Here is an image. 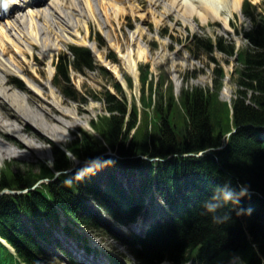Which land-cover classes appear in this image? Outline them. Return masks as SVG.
<instances>
[{"label": "trees", "instance_id": "16d2710c", "mask_svg": "<svg viewBox=\"0 0 264 264\" xmlns=\"http://www.w3.org/2000/svg\"><path fill=\"white\" fill-rule=\"evenodd\" d=\"M246 34L252 44L238 51L241 66L237 68L233 115L229 102L219 99L223 77L214 79V89L184 87L180 95L175 94L171 80L164 86V78L160 79L155 89L151 81L149 94L144 90L141 98L142 107L135 100L130 103L127 97H118L106 90L101 98L107 113L97 122L92 120L95 132L81 128L68 149L52 143L53 161H43L39 172L31 168L23 172L14 168V163L6 162L0 167V192L31 187L46 177L53 179L57 170L65 171L74 164L73 156L95 160L111 148L118 156L104 155L103 158L113 168L121 167L124 161L133 168H147L144 188L149 189L156 183L178 193L171 206L180 215L153 234L155 251L162 258L188 259L197 250L206 264L224 263L235 254H240L246 264H264V138L258 135L259 127H264V24ZM223 39L219 42L227 46L226 52L234 54L235 44ZM76 51L79 52L77 59L91 65L88 51ZM64 62L60 69L66 81L61 82L63 92L78 98L77 90L69 83L67 61ZM147 79L148 73L144 72L143 83ZM114 85L121 94L125 93L119 82L115 81ZM234 127L236 130L223 148L211 149L222 145L224 136ZM201 151L204 153L200 156L185 155ZM141 155L160 160L150 162ZM88 177L83 172H63L26 193L0 194V234L13 244L20 257L16 261L0 243V264H41L30 233L19 229L20 212L46 209L54 213L48 195L68 213L82 204L77 192L83 197L92 194L107 207H110V198L122 199L124 205H131L118 192L117 196L100 195ZM188 181L193 187L184 193L182 186ZM225 189L235 193L244 191L237 199L225 201L222 198ZM246 189L256 194L247 193ZM209 202L216 203L217 207L209 210ZM237 207L243 213L246 226L238 216ZM247 231L258 244L257 249L248 239Z\"/></svg>", "mask_w": 264, "mask_h": 264}, {"label": "rangeland", "instance_id": "374dc122", "mask_svg": "<svg viewBox=\"0 0 264 264\" xmlns=\"http://www.w3.org/2000/svg\"><path fill=\"white\" fill-rule=\"evenodd\" d=\"M111 1L112 0H93L95 14L88 10L89 6L87 5V0L57 1L58 5L62 4L64 10H68L66 13L62 11L63 14L70 13L72 15L74 26L70 28L60 22L61 20L58 18L59 15L57 12H55L57 17L54 18L57 22H54V19H50V22L53 21V23L50 26L51 32L49 31V35L51 39L56 41L52 59H50L48 55L43 54L41 49L37 48L33 50L37 55L36 59L32 58L30 53L24 54L22 50L26 49L25 46L22 44L18 46L15 42V38L11 34L10 38L7 36L0 37V57H2L12 69V72L6 76L9 81L8 84L5 83V87L10 90H12L11 87H13L18 92H21L22 95H26V90L31 86L35 88L43 98L50 102L56 103L58 99H62L65 102L62 103L64 109L73 114L72 118L63 117L53 111V115L58 118V121L53 122H49L42 111L41 113H37V115L35 114L38 120L47 125H52V123H54L58 128V131L54 132L53 135H45L44 138L43 136L39 137L38 134L34 135L32 132H28L23 129V127L21 129L17 128V133L12 131V127H10V129H5L8 128L7 125L3 128L5 131L0 128V167H4L6 162L10 161L14 163V168L17 170L24 172L27 171L28 168H31L34 169V172H39L40 165L43 161H53L52 143H56L68 149L72 140L79 134L81 128L91 130L92 120L94 119L97 122V119L101 115H106V103L101 98L106 90L115 93L118 97H127L129 101L134 100V97H136L135 99H138V106L142 107L139 98L143 97L144 90L146 94L150 92L148 86L146 85L144 87L141 80L144 71H148L149 77L153 79L154 88L157 80L164 78V86H167L171 80L174 86V92L177 95H180L184 87L191 88L193 86H201L214 89V79L219 80L223 77V86L220 90L219 99L222 102L230 100L232 102V100L237 97L238 74H232V69L237 68L239 65L236 58L226 52L227 46H225L223 42H219L220 39L224 41V37L229 41L235 39L239 41L241 45H245L246 43L244 36L237 33L233 27L234 23L238 25L241 23L239 19H235V11L239 10H234L232 12L230 0L227 4H219L221 6L220 8H222L221 17L207 22L202 21V17L200 16L201 10L199 8L201 3L197 1L190 3H188L189 1L186 2L194 10L196 20L190 16H180L181 19L178 20L176 12H174L171 17H168L166 7L169 6L168 3L170 1L167 0H163L166 4L163 8H151L150 3H148V5L141 8L139 12L132 10L129 6L127 8L128 16L124 18L120 17L118 12H116V7L110 5L109 2ZM251 1L257 3L258 11L264 14V0ZM102 2L105 4L106 8L101 5ZM134 3L135 2H130L128 4L132 5ZM135 4H137V2ZM73 5L78 6V9L75 8V10L78 11L71 10ZM121 5L123 4L121 3ZM147 8L152 9L153 12L147 11ZM83 9H85V12ZM106 12L114 18V23L112 25L111 22L105 21L108 16ZM141 16H146L148 20L143 22ZM36 19L37 24H35L37 26H47L46 23H49L48 17L41 16L39 18L36 17ZM228 20L230 23L226 25V21ZM15 22L16 19L9 23V25L12 26ZM35 24L33 22L31 24L29 23V30L34 34ZM241 26L243 30L251 26V22L246 16L243 17ZM193 33L201 34V37L198 39H191ZM23 37L28 41L24 34ZM204 39L210 41V44H207ZM27 41H25V43H27ZM226 42L228 41L226 40ZM4 43L9 45L7 53L3 52L2 45ZM71 43L89 46L94 56V66H90L82 63L80 59L68 55L71 56L67 60L68 64L72 63L74 65L72 68L71 66L69 67L70 82H68L77 90L78 94L76 96L78 98H72L62 91L61 85L58 82L63 81L66 83L64 76H60L58 82L56 81L57 79H55V64L59 55L61 53L63 54ZM140 50H145L148 52V55L143 58H138L136 76V74H133L129 70L126 58L129 56V53H133L136 56L137 51ZM14 58L24 60L26 67L34 73L38 69L39 72L36 73L41 83L39 84L31 80L25 75L22 69L18 67ZM221 71H223V74ZM15 76H22L24 79L19 83L15 80ZM128 76H133L135 83L133 82L130 84L127 80ZM118 80L123 83L122 87L125 92L123 94L114 86V82ZM226 84L228 85V89L224 88ZM3 105L10 108V105L8 106L7 103ZM225 118L226 115L224 114V120H226ZM60 119H62L61 121L64 123H72V126L66 128L67 125H63ZM4 122L8 123L5 120ZM13 124L15 127L18 126L17 122H13ZM26 127H30L29 130L32 129L30 125H26ZM135 129L136 128L132 130L131 135H133ZM60 131L65 135L63 139H59V137H61L59 134ZM54 134H56V136ZM24 140L33 142L36 148L28 146ZM108 168L109 167L105 164L100 167L99 170L103 177ZM120 178L122 180L124 179L126 185L133 188L131 183L126 181V177H124L123 174ZM135 179L136 177H134V180ZM104 219L107 220V217ZM108 225H110V223H108ZM106 230L96 228V230L88 231L87 234L88 237L99 235V237H102L106 242L105 245L108 248H114L117 252L123 251L136 262V258L130 253L128 243L123 244V242L128 241V235L125 234L127 238L124 236L116 238L115 234L109 233L108 230ZM123 230L128 231L129 229L120 226L117 227L118 232H123ZM125 239H127V241H125ZM54 256L56 255L51 253V257ZM62 259L64 258L61 255H57L55 259L49 258V260H51L50 264H61L63 261Z\"/></svg>", "mask_w": 264, "mask_h": 264}, {"label": "bare ground", "instance_id": "6f19581e", "mask_svg": "<svg viewBox=\"0 0 264 264\" xmlns=\"http://www.w3.org/2000/svg\"><path fill=\"white\" fill-rule=\"evenodd\" d=\"M53 2H49L48 4H42V0H37L33 1L31 3H24L23 0H14V3H17L15 12L12 11L11 15L8 13L4 16L8 17H3L0 19V37L2 36H7L10 38V34L13 35L15 38L16 44L20 46V44L24 45L26 49L22 50L24 54L30 53L31 57L36 59L37 55L33 52L34 49H41L43 54H46L49 56L50 59H52L54 55V48L56 46V41L50 38L49 31L50 26L53 23V21L50 22V19L56 18L55 12L59 15L58 18H60V22L63 24L67 25L68 27H73L74 22L72 19V15L70 13L63 14L62 10L60 9V6L58 5L57 1L59 0H52ZM110 1V0H109ZM149 1L151 8H160V7H165V3L163 0H112L110 5L113 7H116V12H118L120 17H126L128 16L127 13V8L130 6L132 10H136L139 12L141 8L145 7V2ZM170 1L168 4L169 6L166 7V11L168 12V17H171L174 12H176L178 16V20L181 19L180 16H190L193 17L194 20H196V16L194 15V10L192 7H190L186 1L188 0H167ZM198 3H201V6H199L201 10L200 16L202 17V21L207 22L209 20H216L222 15V8L219 5L220 3H225L227 4L229 0H195ZM130 2H137V4H132L129 5L128 3ZM231 2V9L232 11L234 10H241V6L243 4V0H230ZM121 3L123 5H121ZM190 3V2H188ZM107 4V2H106ZM87 5L88 10L90 12H93L95 14V7L93 6V0H87ZM104 8H106L105 4L102 2ZM72 8L78 9L77 5H73ZM171 8V9H170ZM174 8V9H172ZM147 11H152V9L147 8ZM85 12V9H83ZM174 10V11H173ZM78 11V10H75ZM80 11V10H79ZM173 11V12H172ZM82 12V10H81ZM129 12V11H128ZM107 13V12H106ZM107 20L106 22H111V25L114 23V18L107 13ZM29 15V16H28ZM48 17V22L46 23L47 26H37V19L36 17ZM12 17V20L10 19ZM29 17V18H28ZM110 17V18H109ZM16 19V22L10 26L9 23L13 22V20ZM141 19L144 21H147L148 18L146 16H141ZM36 23L34 27L35 34L29 30V23ZM47 22V21H46ZM54 22H57V20L54 19ZM58 22V23H60ZM180 22V21H179ZM229 21H226V25H228ZM61 23V24H62ZM8 24V25H7ZM227 27V26H226ZM59 29V26H58ZM143 32V31H142ZM10 33V34H9ZM26 36V39L23 37ZM143 35V34H141ZM41 36V37H39ZM27 41V43H25ZM40 45V46H39ZM3 52L7 53L9 50V45L3 44ZM129 56H127L126 61L128 64L129 70L133 73L136 74L137 76V61L138 58H143L148 55V52L145 50H140L137 51V55L133 53H129ZM18 67H20L25 75H27L31 80L41 83L38 75L36 72H39L37 69L36 72H32L29 70L26 65L25 61L22 59H17L14 58ZM12 72L11 67L6 63L2 57H0V128H4L5 125H7L8 128L5 129H10L12 127L13 132H18V129H23L27 130L28 132H32V134H38L39 137L45 135H53L54 132L58 131V128L54 123L52 125H47L44 122L38 120L35 117V114L43 112L45 117L48 119L49 122L53 121H58V118L53 115L54 112H57L58 114L62 115L63 117H70L72 118L73 114L69 112L68 110L64 109L62 106V103H65L62 99L61 100H55L56 103L50 102L47 99L43 98L38 91L35 90L33 87H28L26 90V95H22L21 92H18L15 90L13 87H11L12 90L8 89L5 87V83L8 84V79L6 76H8ZM227 83V82H226ZM228 89V85L224 87ZM53 93V92H52ZM4 101L8 100V106L10 105V108L7 107L6 105H3ZM2 102V103H1ZM54 111V112H53ZM7 121L8 123L4 122ZM62 119H60L61 121ZM67 120V119H65ZM13 122H17L18 126L15 127ZM46 122V121H45ZM63 125H67L66 128H70L72 126V123L69 122H62ZM26 125H30L32 129L29 130V128L26 127ZM64 128V127H63ZM4 130V129H3ZM5 131V130H4ZM2 134V133H1ZM61 137L59 139H63L65 135L60 131L59 133ZM56 136V134H54ZM11 138V137H10ZM50 141V140H49ZM62 141V140H59ZM25 143L28 144V146H31L32 148L34 147L35 144L33 142H29L28 140H24ZM1 149V146H0Z\"/></svg>", "mask_w": 264, "mask_h": 264}, {"label": "clouds", "instance_id": "9594fccd", "mask_svg": "<svg viewBox=\"0 0 264 264\" xmlns=\"http://www.w3.org/2000/svg\"><path fill=\"white\" fill-rule=\"evenodd\" d=\"M243 189L241 190L240 193H235L233 190L231 189H225L222 191V198L227 201V200H232V199H237L239 195H242L243 194ZM217 207V204L216 203H211L209 202L207 204V208L209 210H214L215 208Z\"/></svg>", "mask_w": 264, "mask_h": 264}, {"label": "water", "instance_id": "95a60500", "mask_svg": "<svg viewBox=\"0 0 264 264\" xmlns=\"http://www.w3.org/2000/svg\"><path fill=\"white\" fill-rule=\"evenodd\" d=\"M81 160L89 161L91 159L90 158H87V157H83V158H81Z\"/></svg>", "mask_w": 264, "mask_h": 264}]
</instances>
